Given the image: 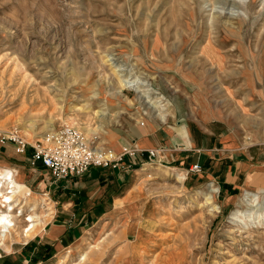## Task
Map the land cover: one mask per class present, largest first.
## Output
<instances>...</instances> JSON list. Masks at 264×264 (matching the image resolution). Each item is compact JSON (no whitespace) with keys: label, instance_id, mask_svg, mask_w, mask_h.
<instances>
[{"label":"rangeland","instance_id":"1","mask_svg":"<svg viewBox=\"0 0 264 264\" xmlns=\"http://www.w3.org/2000/svg\"><path fill=\"white\" fill-rule=\"evenodd\" d=\"M214 120L234 151L264 152V0H0V168L18 167L31 190L17 198L22 223L35 206L65 230L0 246V264H75L87 252L78 264H115L138 223L154 234L145 250L154 264L177 252L178 264H264V190L223 192L214 157L175 160L185 145L168 132L186 126L204 143L201 127ZM73 127L112 158L99 168L121 170L113 192H64L34 160L35 146ZM155 128L164 139L148 148ZM191 163L202 171L188 172Z\"/></svg>","mask_w":264,"mask_h":264},{"label":"crops","instance_id":"2","mask_svg":"<svg viewBox=\"0 0 264 264\" xmlns=\"http://www.w3.org/2000/svg\"><path fill=\"white\" fill-rule=\"evenodd\" d=\"M216 121L218 120L212 121V124L209 123L206 127H201L205 133L204 143L198 142L193 135L192 128H189L188 131L185 125V127L179 126L174 128L173 130L176 133L168 132L173 137V140L175 139L180 144L185 145L180 151H176L174 155L175 160L178 164H186L190 160H194L193 163H195L199 162L200 158L209 159L214 157L216 160L215 163H221L222 169L220 168L219 171L214 173L212 166L209 170L219 179V185L223 189V192H234L237 189L239 190L238 192L244 189H264V152H258L256 149H249L247 152L243 150L234 151L235 147L233 146L234 144L231 140V133L228 131V126L225 123H217ZM171 137L169 136L166 139L169 145L172 143ZM163 139V134L155 128V130L150 131V134L144 140L143 144L148 148L157 147L162 143ZM191 156L193 158H190ZM120 171L92 167L84 175L70 176L65 179L62 184L66 183L72 190H66L64 192H93L92 196L97 192H100V195L103 192H113L118 187L116 183L119 182L118 179L120 176L118 178L116 176L119 175ZM124 192L133 191L132 188H129ZM91 202L85 204V206H90ZM64 204L67 205L66 207L71 208L74 203L72 200H69ZM60 227L62 226L53 221L52 223H48L44 229L50 228L48 236L51 240L56 241L61 240V236L65 232ZM53 233L56 234L55 237L52 235Z\"/></svg>","mask_w":264,"mask_h":264},{"label":"bare ground","instance_id":"3","mask_svg":"<svg viewBox=\"0 0 264 264\" xmlns=\"http://www.w3.org/2000/svg\"><path fill=\"white\" fill-rule=\"evenodd\" d=\"M212 52L214 51L212 50ZM116 70H121V69L119 68ZM128 78L129 77L120 79V83L123 86H128L130 83ZM141 84L143 85V83ZM155 94L158 95L159 93H152V94L148 93V95L146 94L145 96L147 98L152 95L154 96ZM159 98L160 97H158V100L156 99L154 102L159 107V109H161L162 105L157 104L160 102ZM151 101L152 100H150L149 102ZM152 106H154V104H152ZM162 118L163 121L167 120V118H165V115ZM22 177L23 174H21L18 167L6 164L0 168V246L1 248H4V250L7 252L13 249V241H17V242H21L22 240L26 241L28 238H32L35 235L37 236V234H39L46 227L49 218L51 219V217L44 219L42 216H40L35 211L36 210L35 206H31L29 208L30 213L27 214L29 216L28 218H25L26 220L25 222L27 223H22L21 219H19V217L22 216V211L25 210L24 206L26 203L21 205V201H19L17 198L20 195H26L31 193L30 188L25 183L22 182L21 179ZM185 178H186V172L179 173L180 181L184 180ZM214 187L210 188L209 194L206 197L209 204L215 203L214 192H217L219 190L218 188H214ZM246 196L249 201H255L256 199H258V195L256 193L254 194L247 193ZM41 200L42 202L47 203L48 199L42 197ZM213 208H218V206L215 205ZM232 217L235 220L241 219V215L238 213V211L233 212ZM137 226L139 231L142 233L138 234L137 236L138 238L135 242H132L128 244L126 247L120 249L116 259L114 260L115 264H121V263L154 264V261H156L157 255L155 256L154 259H149L146 261L147 255L145 254V250L147 248V244H146L147 239L150 236L152 238L154 234L152 233L147 234L145 230L143 231L141 227L142 226L141 223L140 224L138 223ZM129 234L130 231H127L126 238L128 240H130ZM52 235L54 237L56 236L55 233H53ZM115 239H117V236L116 238L114 237V240ZM78 243L79 242L76 241L74 245L76 244L78 246ZM69 252L71 253L73 252L72 247L69 250ZM178 254L179 252H177L171 258L167 259L166 264H178L179 259H176ZM87 257H89L88 252L81 258V261H79L78 263H81L82 260H85ZM182 262H185V259H182L180 264H182Z\"/></svg>","mask_w":264,"mask_h":264},{"label":"built area","instance_id":"4","mask_svg":"<svg viewBox=\"0 0 264 264\" xmlns=\"http://www.w3.org/2000/svg\"><path fill=\"white\" fill-rule=\"evenodd\" d=\"M35 147L34 160L42 162L56 180L81 176L92 167H105L113 161L108 154L85 140L74 127L61 130L54 145L42 146L39 144ZM149 152L150 157H156L159 154L156 149ZM201 171L202 167L199 164H194L188 172Z\"/></svg>","mask_w":264,"mask_h":264}]
</instances>
